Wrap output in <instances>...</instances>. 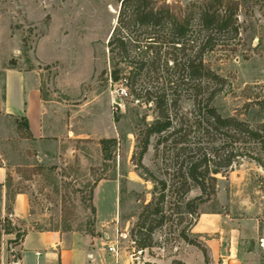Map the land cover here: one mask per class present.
<instances>
[{
	"label": "rangeland",
	"instance_id": "rangeland-1",
	"mask_svg": "<svg viewBox=\"0 0 264 264\" xmlns=\"http://www.w3.org/2000/svg\"><path fill=\"white\" fill-rule=\"evenodd\" d=\"M193 3L215 2L151 0L150 6L155 10L168 4L182 15ZM215 7L226 12L230 21L225 30L211 31L215 45L203 56L221 78L213 105L222 117L264 129V0H226ZM133 19L131 10L121 8L118 0H0V91L6 68L38 71L42 90L54 108L70 111L79 124L75 130L79 136L61 144L65 159H38L37 149L24 139L28 137L23 122L0 114V162L7 166L12 189L28 194V227L78 231L97 242L105 234L112 239L118 236L130 264H185L170 257L185 255L186 244L196 247L205 264H210L204 243L189 230L199 212L226 211L252 220L253 256L257 264H264V170L249 158L240 160L227 174H217L215 194L194 211L189 213L184 202L200 194L197 187L182 202L177 194L168 193L160 204L162 212L150 215L143 228L138 227L142 224L139 215L152 199L150 174L168 179L177 166L168 164L172 155L165 150L168 141L156 143L163 132L151 134L147 151L139 158V132L161 117L152 99L144 95L152 83L145 69L137 76L145 89L139 95L132 92L135 63L131 61L148 62L155 55L140 53L147 34H137L150 27ZM151 31L154 37L164 33ZM118 39L127 45V54ZM134 39L140 50L133 47ZM152 44L159 49L157 62L161 64L166 46L159 41ZM121 88L127 95L121 94ZM179 107L169 111L170 116L177 112L175 127L181 115L191 118L194 111L189 99L183 98ZM111 137L115 142L108 144L104 159L100 141ZM162 214L167 219L160 223ZM11 227L0 214V264L15 260L17 244L4 231ZM182 233L197 245L184 240ZM141 241L147 246L138 253Z\"/></svg>",
	"mask_w": 264,
	"mask_h": 264
},
{
	"label": "trees",
	"instance_id": "trees-1",
	"mask_svg": "<svg viewBox=\"0 0 264 264\" xmlns=\"http://www.w3.org/2000/svg\"><path fill=\"white\" fill-rule=\"evenodd\" d=\"M118 1L121 8L131 10L135 24L150 27V31L145 29L137 34V37L142 33L147 34L144 37L146 39L144 44H141L145 50H141L140 53L144 55L155 53L148 62L131 61L135 63L131 75L132 92L139 95L145 89L143 85L145 82L137 78L145 69L152 83H149L151 88L145 89L144 95L148 100L152 99L161 117L139 132L140 139L137 145L139 158L141 159L147 151L151 134L163 132L166 134L159 137L156 143L168 141L165 150L172 152L168 164L173 163L177 166L169 174L168 179L159 180L150 174L153 183L152 199L139 215L138 219L142 224L138 227L142 229L150 215L162 212L160 204L168 193L177 194L182 202L188 192L197 187L200 194L193 199L186 198L184 202L190 213L199 203L209 200L210 196L215 194L218 179L216 175L232 171L240 160L252 159L264 170V129L252 128L235 117H222L213 105L221 78L205 64L203 56L215 45L211 31L225 30L230 21V16L226 15V12L221 13L215 7L216 4L226 3V0H214V4L206 3L201 6L190 4L182 15L173 11L168 4L154 10L150 6L151 0ZM121 13L120 11L119 14ZM153 29H160L164 33L154 37L152 36L154 32L151 31ZM115 30L116 27L110 37V44ZM209 30L210 34H202ZM134 41L137 42L138 39ZM156 41L166 46L161 64L157 62L160 59L159 49L152 46ZM117 42L120 49L127 54L125 42L119 39ZM133 47L141 49L138 42ZM183 98L192 100L194 111L191 118L181 115L178 118L180 124L175 127L172 126V122L177 112H174V116H170V113L180 109L179 102ZM20 120L23 122L27 137H30L26 119ZM114 142L113 137L101 139L104 159L108 158L106 154L108 144ZM262 184L264 190V180ZM91 210L94 212L95 208L92 207ZM166 219L167 217L162 214L159 222L162 223ZM9 229L4 228V231ZM180 236L188 240L183 233ZM19 237L20 234L16 233L13 241L17 242ZM188 242L197 245L191 240ZM138 246L142 249L147 244L141 241Z\"/></svg>",
	"mask_w": 264,
	"mask_h": 264
},
{
	"label": "crops",
	"instance_id": "crops-1",
	"mask_svg": "<svg viewBox=\"0 0 264 264\" xmlns=\"http://www.w3.org/2000/svg\"><path fill=\"white\" fill-rule=\"evenodd\" d=\"M42 90L38 71L6 68L0 91V114L24 118L30 137L24 138L37 149L38 159H65L61 146L79 136L72 113L56 110ZM56 150V151H55ZM7 166L0 162V214L12 226L6 235L16 242L17 264H130L122 252L118 258L107 250L112 238L107 234L99 242L86 233L28 227L29 200L25 191L12 189ZM22 227V229H19ZM254 223L250 218H235L226 211H201L189 230L204 243L210 264H257L253 256ZM185 255L172 256L185 264H205V258L193 245L186 244ZM160 263L164 259H158Z\"/></svg>",
	"mask_w": 264,
	"mask_h": 264
},
{
	"label": "built area",
	"instance_id": "built-area-1",
	"mask_svg": "<svg viewBox=\"0 0 264 264\" xmlns=\"http://www.w3.org/2000/svg\"><path fill=\"white\" fill-rule=\"evenodd\" d=\"M168 1V0H167ZM124 81L126 82V79L124 78ZM125 85V83H124ZM121 94L123 95H127V91L125 88H121L120 90ZM107 237V234L105 235ZM263 239H261V243L263 244ZM107 250L108 252L112 253L114 255L115 258H118L120 252H121V247L118 244V236H115V238H113L110 242V244L107 245ZM145 249H138L136 252L138 253H142ZM134 250L132 251V253H129V256H133L134 255ZM136 258V257H135ZM12 264H17V261H13ZM133 264V262L131 263ZM144 264H150V263H144Z\"/></svg>",
	"mask_w": 264,
	"mask_h": 264
}]
</instances>
